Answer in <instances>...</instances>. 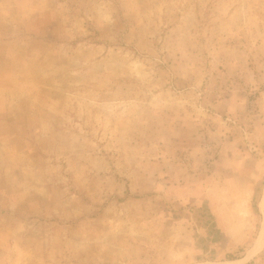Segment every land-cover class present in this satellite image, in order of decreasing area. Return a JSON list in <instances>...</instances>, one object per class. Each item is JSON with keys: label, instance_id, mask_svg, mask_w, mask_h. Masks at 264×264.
I'll list each match as a JSON object with an SVG mask.
<instances>
[{"label": "rangeland", "instance_id": "obj_1", "mask_svg": "<svg viewBox=\"0 0 264 264\" xmlns=\"http://www.w3.org/2000/svg\"><path fill=\"white\" fill-rule=\"evenodd\" d=\"M263 232L264 0H0V264H264Z\"/></svg>", "mask_w": 264, "mask_h": 264}, {"label": "trees", "instance_id": "obj_2", "mask_svg": "<svg viewBox=\"0 0 264 264\" xmlns=\"http://www.w3.org/2000/svg\"><path fill=\"white\" fill-rule=\"evenodd\" d=\"M235 259H237V257H233V256L228 257V260H235Z\"/></svg>", "mask_w": 264, "mask_h": 264}, {"label": "bare ground", "instance_id": "obj_3", "mask_svg": "<svg viewBox=\"0 0 264 264\" xmlns=\"http://www.w3.org/2000/svg\"><path fill=\"white\" fill-rule=\"evenodd\" d=\"M263 234H264V232L262 233V235H261V237H260V238H262ZM258 242H259V240H258Z\"/></svg>", "mask_w": 264, "mask_h": 264}]
</instances>
